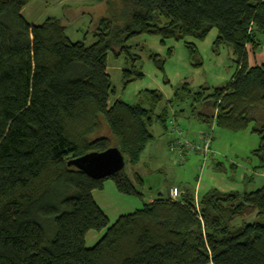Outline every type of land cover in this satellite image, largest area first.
Listing matches in <instances>:
<instances>
[{
  "label": "trees",
  "instance_id": "trees-1",
  "mask_svg": "<svg viewBox=\"0 0 264 264\" xmlns=\"http://www.w3.org/2000/svg\"><path fill=\"white\" fill-rule=\"evenodd\" d=\"M29 1L0 0V264H264V186L210 187L197 201L191 190L176 199L159 193L110 224L92 191L111 180L119 193L140 197L143 179L123 169L93 179L67 164L114 146L133 166L151 125L167 127L158 90L135 103L117 97L109 52L125 57L123 90L142 77L132 38L202 40L216 29L215 44L236 56L235 72L211 92L183 84L174 98L190 97L201 122L256 134L252 170L264 169V63L247 62V47L254 51L264 36V0H121L120 13L97 20L89 45L72 42L57 17L27 22ZM184 45L196 56L193 43ZM90 230L103 234L88 247Z\"/></svg>",
  "mask_w": 264,
  "mask_h": 264
},
{
  "label": "rangeland",
  "instance_id": "rangeland-1",
  "mask_svg": "<svg viewBox=\"0 0 264 264\" xmlns=\"http://www.w3.org/2000/svg\"><path fill=\"white\" fill-rule=\"evenodd\" d=\"M123 8L121 0H30L21 14L29 23H39L50 16L57 17L72 42L83 41L89 45L94 41L92 33L97 20L103 16L117 15ZM216 35V29H212L202 40L187 37L184 41L166 39L160 42V37L152 34L132 38L127 45L138 56L136 65L142 77L129 83L123 90L120 76L121 70L127 67L125 57H115L112 52L108 53L107 72L120 100L135 103L142 91L156 89L162 95V102L156 109L158 112L167 105L168 118L174 112L182 114L176 117L174 124L179 128L178 131H170L168 128L172 118L167 119L166 129L157 122L153 123L150 127L152 138L145 145L137 164L131 166L124 163L123 170L127 175L134 172L143 179V185H136L142 194L140 197L119 193L111 180H105L101 190H93V198L105 212L109 223L118 215L141 207L159 193L168 194L166 190L170 185L193 189L196 179L204 172L222 174L225 180L235 184L234 189L237 191H251L264 186V169L252 170L257 164V159L251 153L258 144L256 134L248 130L231 132L219 128L214 119L209 125L201 122L191 113L190 97L181 101L174 98V92L183 84L191 93L203 88L211 92L213 88L229 81L236 70V56L227 45L215 44ZM260 39L257 49H249V65L264 63V36ZM184 42L195 45L196 56L189 55ZM154 57L161 61L162 68L158 67ZM202 110L207 113L211 111ZM200 131H208L212 138L206 158L199 152L189 151L180 159L175 152L169 151L168 142L178 132L184 141L194 143L198 141ZM243 169L249 172L241 179L239 176H242ZM102 233L88 231L85 245H94Z\"/></svg>",
  "mask_w": 264,
  "mask_h": 264
},
{
  "label": "water",
  "instance_id": "water-1",
  "mask_svg": "<svg viewBox=\"0 0 264 264\" xmlns=\"http://www.w3.org/2000/svg\"><path fill=\"white\" fill-rule=\"evenodd\" d=\"M67 164L93 179H104L124 168V157L116 147L111 146L101 152L83 154L69 160Z\"/></svg>",
  "mask_w": 264,
  "mask_h": 264
},
{
  "label": "crops",
  "instance_id": "crops-1",
  "mask_svg": "<svg viewBox=\"0 0 264 264\" xmlns=\"http://www.w3.org/2000/svg\"><path fill=\"white\" fill-rule=\"evenodd\" d=\"M249 47H247V62H248V64H249V61H248V55H249ZM260 63H263V62H260ZM260 63H255V65H259ZM251 66H253V65H251ZM207 108V110H209L208 109V106L206 107ZM206 110V111H207ZM203 111V110H202ZM205 113H207V112H205ZM210 112H208L207 114H209ZM173 116L172 117H169L168 118V120L169 119H173V120H170L172 123H175V120H176V117L178 116V115H182L181 113L179 114V113H177V115L175 114V112L172 114ZM197 119V118H196ZM167 122V121H166ZM167 124V123H166ZM199 136V135H198ZM248 172H249V170L248 169H243V171H242V176H239V178H241V179H243V176L244 175H246V174H248ZM256 173V172H255ZM134 174V172H132V173H130L128 176H130V178L132 177V175ZM135 174H137V173H135ZM222 174H219V175H217V174H213V173H208V172H204V173H202L201 174V176L199 177V178H197L196 179V182H195V185H194V187H193V189H190V188H187L186 186L184 187V186H182V187H178V186H175V185H170L168 188H167V190H166V193H168V190L170 189V188H176L177 190H179L181 193H183V191H185V190H191V191H193V194H194V198H195V200L197 201V199H198V197L203 193V192H205L207 189L206 188H208V186H210V187H216L217 189H219V190H222V191H230V190H235L234 189V187H235V184L233 183V182H231V181H227V180H225L222 176H221ZM263 178H264V175H263ZM236 179H237V177H236ZM245 180V179H244ZM264 182V181H263ZM262 187V186H261ZM251 191H253V190H251ZM94 194H93V191H92V196H93ZM154 199V198H153ZM153 199H151L150 201H152ZM95 201V200H94ZM150 201H148V202H150ZM96 202V201H95ZM97 204V203H96ZM139 208V207H138ZM137 209V208H136ZM102 210V209H101ZM135 210V209H134ZM133 210V211H134ZM103 211V210H102ZM132 212V211H131ZM103 213L105 214V212L103 211ZM128 213H130V212H128ZM123 214H125V213H123ZM106 215V214H105ZM121 215V214H120ZM119 216V215H118ZM116 220V219H115ZM114 220V221H115ZM113 221V222H114ZM112 222V223H113ZM111 224V223H110ZM103 234V233H102ZM101 237V236H100ZM99 237V238H100ZM98 238V239H99Z\"/></svg>",
  "mask_w": 264,
  "mask_h": 264
},
{
  "label": "built area",
  "instance_id": "built-area-1",
  "mask_svg": "<svg viewBox=\"0 0 264 264\" xmlns=\"http://www.w3.org/2000/svg\"><path fill=\"white\" fill-rule=\"evenodd\" d=\"M174 124L175 123L170 122L168 127L170 131H178L179 128ZM179 134L180 132H178L177 135L168 142V149L170 152H175L180 159H183L185 154L189 151L199 152L204 158L208 156L212 139L208 131H200L197 138L198 141L194 143L184 141ZM180 194L181 192L176 188H170L168 190V196L172 199L178 198Z\"/></svg>",
  "mask_w": 264,
  "mask_h": 264
}]
</instances>
